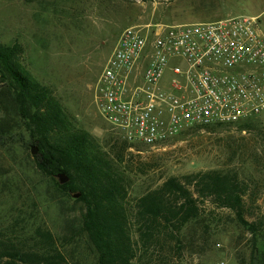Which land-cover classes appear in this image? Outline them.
Instances as JSON below:
<instances>
[{
    "label": "rangeland",
    "instance_id": "obj_1",
    "mask_svg": "<svg viewBox=\"0 0 264 264\" xmlns=\"http://www.w3.org/2000/svg\"><path fill=\"white\" fill-rule=\"evenodd\" d=\"M236 15L257 16L264 35V0H0V41L23 46L20 58L30 75L48 85L75 125L94 135L113 156L121 144L119 134L99 114L94 85L120 32L128 26L152 30L159 24ZM170 74L167 70L164 80ZM246 120L251 121L246 129L237 122L199 127L158 145L137 143L138 147L125 149L120 167L129 203L169 176L234 171L248 185L245 217L264 221V110ZM25 146L21 137L0 138V230L14 221L27 229L42 226L64 242L73 264H92L95 252L81 229L82 203L73 193L58 197L51 180L35 167L30 146ZM202 207V216L182 229L179 250L173 249V240L161 239L164 242L156 248L161 256L152 260L252 264V236L234 213L210 200ZM131 234L136 240L135 227Z\"/></svg>",
    "mask_w": 264,
    "mask_h": 264
},
{
    "label": "trees",
    "instance_id": "obj_2",
    "mask_svg": "<svg viewBox=\"0 0 264 264\" xmlns=\"http://www.w3.org/2000/svg\"><path fill=\"white\" fill-rule=\"evenodd\" d=\"M22 52L17 41H0V138L21 137L26 148L36 144L35 167L51 180L54 193L60 198L79 193L75 201L82 203L81 229L95 252L92 264H137L147 255L142 264H156L161 239L173 240V249L179 250L182 229L202 216L207 200L234 213L252 236L251 263L264 264V221L245 217L248 185L236 172L209 169L182 179L169 176L129 203L120 162L123 151L138 144L119 135L118 154L110 155L94 135L75 125L52 89L30 75ZM237 123L243 129L251 126L246 119ZM222 125H192L179 135ZM58 172L68 176L65 183L58 181ZM24 227L14 221L0 230V264H73L64 242L49 229Z\"/></svg>",
    "mask_w": 264,
    "mask_h": 264
},
{
    "label": "built area",
    "instance_id": "obj_3",
    "mask_svg": "<svg viewBox=\"0 0 264 264\" xmlns=\"http://www.w3.org/2000/svg\"><path fill=\"white\" fill-rule=\"evenodd\" d=\"M94 101L122 138L150 146L192 125L259 114L264 35L258 17L125 27L97 77Z\"/></svg>",
    "mask_w": 264,
    "mask_h": 264
},
{
    "label": "water",
    "instance_id": "obj_4",
    "mask_svg": "<svg viewBox=\"0 0 264 264\" xmlns=\"http://www.w3.org/2000/svg\"><path fill=\"white\" fill-rule=\"evenodd\" d=\"M37 151H38V146L36 144H33L30 146V153L32 155H35L37 153ZM56 177L60 183H65L68 180V176L63 172H58L56 174ZM73 196L78 197L79 193H74Z\"/></svg>",
    "mask_w": 264,
    "mask_h": 264
}]
</instances>
